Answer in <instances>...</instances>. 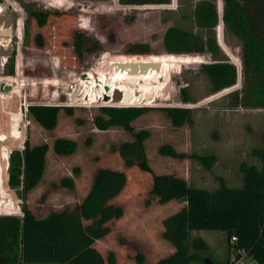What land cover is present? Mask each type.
Here are the masks:
<instances>
[{
	"label": "rangeland",
	"instance_id": "1",
	"mask_svg": "<svg viewBox=\"0 0 264 264\" xmlns=\"http://www.w3.org/2000/svg\"><path fill=\"white\" fill-rule=\"evenodd\" d=\"M75 1H80V5L69 9V4ZM200 1L122 4L118 0H0V12L13 15L10 38H0L2 44L12 48L7 63H13L11 75L17 76L16 80L12 79L10 105L0 112L2 131L10 135L13 116L18 118V124L24 122L20 112L27 103L38 105L35 101L46 98L53 101L40 105L60 106L54 128L45 129L29 118L31 123L25 133L19 127L17 137L10 135L3 143L5 150L24 145L26 141L29 146L44 143L47 150L37 184L21 195L7 186L14 208L0 215L21 216L23 206L36 216L66 210L78 244L95 249L104 264H107L109 251L114 254V264H138L139 253L145 264H156L176 250L183 261L190 237L198 235L199 230H205L204 237L211 245L227 247L224 232L217 228H189L177 232L173 223L165 222L170 215L185 208V202L174 197L163 201L151 192L154 175L171 177L166 179V184L181 179L187 185L213 189L220 179L227 186L240 185L241 162L255 164L257 168L264 165V108L231 106L230 93L241 90L243 83L241 40L223 22V0H205L208 5L200 10V27L194 18V7ZM30 7L50 12L42 27L28 17L26 10ZM80 17L86 32L79 29ZM17 19V33L20 34L22 19L29 34L25 37L23 31L20 41L15 34ZM171 26L187 30L181 36L189 39V43L183 40L175 43L181 37L175 31L164 33ZM38 31L43 35L45 46L35 48L33 36ZM78 32L82 36L81 56L65 42L71 41ZM210 41L216 46L215 52L208 49ZM131 42L148 43L150 52L128 53L125 47ZM167 49L178 54L198 55L202 61L178 62L168 57ZM56 55L63 59V70L60 64L56 68L45 64L50 69L36 68L37 71L30 65L33 58H55ZM149 58L159 63L160 59H169L161 67L157 66L158 71L145 68L132 73L118 70L116 66L129 62L144 66L142 63ZM214 60L229 62L235 68V83L215 92L203 70L205 63ZM86 69L89 76L78 78V73ZM64 70L73 72L66 74ZM3 75L0 70V77ZM48 75L60 79L61 86L37 84ZM158 86L166 90L164 95L158 94ZM124 91L130 95L123 98ZM75 93L81 96L80 100L74 99ZM64 106L71 107L70 114L64 111ZM106 106L148 108L130 121L133 132L145 131L141 143L119 125L100 129L94 124V118L102 114L100 107ZM163 107L186 108L190 119L173 125ZM12 124L17 127L16 121ZM57 137L74 140L75 150L65 155L56 154L52 143ZM124 142L132 143L133 150L129 154L118 148ZM160 148L183 152L185 156L172 157L163 154ZM201 155H214L209 167L197 158ZM126 159L135 163L130 165ZM140 161H145L150 169L140 168L137 165ZM99 168L124 171L127 181L124 189L100 212L101 227L96 230L80 203ZM116 206L121 208L119 218L114 216ZM168 226L173 233L172 241L163 234Z\"/></svg>",
	"mask_w": 264,
	"mask_h": 264
},
{
	"label": "trees",
	"instance_id": "2",
	"mask_svg": "<svg viewBox=\"0 0 264 264\" xmlns=\"http://www.w3.org/2000/svg\"><path fill=\"white\" fill-rule=\"evenodd\" d=\"M118 1L122 4H166L170 0ZM79 2L70 3L69 9L80 5ZM223 2V22L241 40L243 83L241 90L230 93L231 106L264 108V0H223ZM207 5L208 2L202 0L194 7V18L200 27L202 25V20L199 18L200 10L202 7L207 8ZM26 11L28 17L34 19L38 27L46 23L50 13L47 10L40 11L31 7ZM78 20L79 29L86 32L83 19L80 17ZM23 27L24 36L27 37L29 35L27 25ZM172 31L181 36V33L187 30L171 26L164 33L168 34ZM182 37L173 40L175 43L180 42L179 40L189 43V39ZM65 42L71 46L76 55H82V36L79 32L73 35L71 41ZM32 46L35 48L45 46L41 32L34 34ZM208 49L210 52L216 51L213 41L209 42ZM125 50L132 54H148L150 47L145 42H131L126 45ZM167 51L170 53L168 56L170 59H176L184 64L202 61L198 55L178 54L171 49ZM169 58L160 59V63L156 59L149 58L144 61L148 63L144 64L145 68L158 71L157 68ZM63 63L62 58L38 57L33 58L30 65L37 71L36 68L40 69L44 64H49L51 68H56V65L60 64L63 70ZM203 70L210 79L213 92L235 83V68L229 62L214 60L205 63ZM3 72L6 75L13 74V63H7ZM65 72L70 74L73 71L67 73L68 71L64 70ZM60 83V79L57 80L49 75L37 82L41 87L50 84L60 87ZM165 92L166 90L160 87L158 94L164 95ZM74 99L80 100L81 96L75 93ZM59 109L60 106L53 105H29L27 116L41 127L52 129L56 124ZM63 109L68 114L72 111L70 106H64ZM163 109L173 125H180L190 119L189 110L186 108L163 107ZM147 110L148 108L145 107H100L102 114L94 118V124L100 129L119 125L131 132L141 143L145 131L133 132L130 121ZM52 148L58 155L69 154L75 150V141L66 137H57L53 140ZM118 148L125 154L133 150L131 142H124ZM46 150L47 145L44 143L29 146L26 141L21 152L17 149L11 152L7 167V184L19 195L33 188L39 181ZM160 151L172 157L185 156L183 152L173 149ZM197 158L209 167L214 155H201ZM126 162L130 165L135 163L131 159H126ZM137 165L142 169H150L145 161H140ZM239 168L243 177L242 183L237 186H227L222 179L213 189L187 185L181 179L179 182L166 184V179L171 177L154 175L151 192L163 201L174 197L185 202V208L170 215L165 222L169 225L173 223L177 232H185L189 228L220 229L225 234L226 248L235 254V258L239 256L237 251L242 249L246 256L257 264H264V165L257 168L255 164L248 165L246 162H241ZM126 181L124 171L111 168L97 169L91 187L80 203L82 211L92 219L91 224L94 229H100L101 224L98 219L100 212L124 189ZM113 212L116 218L121 216L120 207H114ZM163 234L168 240H173L169 226ZM232 236H235V241H231ZM207 250L208 246L204 239L199 235H193L189 239V249L183 261L179 251L176 250L175 254L159 259L156 264H216L206 256ZM137 258L138 264H145L141 253L137 254ZM232 263L233 261L228 257L222 264ZM0 264H104V262L95 249L78 244L66 210H52L44 216H36L29 208L23 206L21 216L0 215ZM107 264H114V254L111 251L108 252Z\"/></svg>",
	"mask_w": 264,
	"mask_h": 264
},
{
	"label": "water",
	"instance_id": "3",
	"mask_svg": "<svg viewBox=\"0 0 264 264\" xmlns=\"http://www.w3.org/2000/svg\"><path fill=\"white\" fill-rule=\"evenodd\" d=\"M13 32V15L11 13H5L3 11L0 12V37H3L4 39H9L10 35ZM11 55V48L10 47H4V45H0V59L2 57H9ZM143 65L146 63H142ZM118 70H126L127 72H138L145 69L144 66H137V63L135 62H129V63H118ZM48 69L47 66L44 64L40 67V69ZM28 72V71H27ZM87 76L86 71H83L79 74L80 79H85ZM105 89H108V86L105 85ZM11 89V85L9 83L0 82V93H6ZM124 97H128L130 95L129 92L124 91L123 94ZM108 95H104V99L107 100Z\"/></svg>",
	"mask_w": 264,
	"mask_h": 264
},
{
	"label": "built area",
	"instance_id": "4",
	"mask_svg": "<svg viewBox=\"0 0 264 264\" xmlns=\"http://www.w3.org/2000/svg\"><path fill=\"white\" fill-rule=\"evenodd\" d=\"M18 20L19 19H17V21H16V29H15V34H16V37L18 38V41H20V39H21V36H22V33H23V31H24V27H23V21H22V19H20L21 20V25H20V34H18L17 33V28H18V26H17V23H18ZM0 45H4V44H2V43H0ZM4 47H6L5 45H4ZM55 58H59V55H56V56H54ZM8 58L9 57H2L1 59H0V70H1V72L3 73V71H4V66L7 64V61H8ZM49 58H51V56H49ZM85 71H87V69L85 70ZM82 73V72H81ZM79 74L80 73H78V78H79ZM13 78H15V77H12V75H3L2 77H0V79H1V81H3V82H6V83H12V79ZM41 100V99H40ZM35 101V103L36 104H50V102L51 101H53L52 99H44L43 98V100L42 101ZM29 104H32V103H27L26 104V106L24 107V110L23 111H21L20 112V114L23 116L22 117V119H23V123H19V127H22V130L24 131V133H25V130H26V128H27V126L31 123V121H30V119L28 118V116H27V112H28V106H29ZM66 104H69V105H72V103H66ZM117 104H119V103H117ZM119 105H124V104H119ZM19 109H20V107H19ZM21 118V117H20ZM22 130H20V132L22 131ZM22 141H24L23 139H22ZM5 148V147H4ZM23 148H24V145H23V143H21V144H19V145H17V147H15L14 149H7V150H5V153H6V157H7V160L9 159V156H10V154H11V152L13 151V150H15V149H17L18 151H22L23 150ZM7 166H8V164H7ZM19 189H21V186L19 187ZM235 236H232L231 237V241H235ZM238 253H239V256L238 257H236L235 258V254H233V257H232V261H233V263L235 262V263H243V261H244V258L246 257V254H245V251L244 250H242V249H239L238 251H237Z\"/></svg>",
	"mask_w": 264,
	"mask_h": 264
},
{
	"label": "crops",
	"instance_id": "5",
	"mask_svg": "<svg viewBox=\"0 0 264 264\" xmlns=\"http://www.w3.org/2000/svg\"><path fill=\"white\" fill-rule=\"evenodd\" d=\"M18 119L14 118V116L11 119V123L12 121H16L17 122V127H13L10 130L9 134L13 137L16 138L18 133L16 132L19 128V124H18ZM5 152V151H4ZM5 156L6 153H5ZM6 163H7V157H6ZM6 169H7V165H6ZM8 178V173H6V180ZM198 235L201 236L204 241L206 242L207 246H208V250H207V254L206 256L209 257L212 261H215L216 264H222L228 257L231 260L233 257V253L230 252L226 247L224 248H220V246L218 244H210V242L204 237V232L205 230H199L198 231ZM232 264H257L254 260H252L249 257H245L243 263H232Z\"/></svg>",
	"mask_w": 264,
	"mask_h": 264
},
{
	"label": "bare ground",
	"instance_id": "6",
	"mask_svg": "<svg viewBox=\"0 0 264 264\" xmlns=\"http://www.w3.org/2000/svg\"><path fill=\"white\" fill-rule=\"evenodd\" d=\"M143 6H145V5H143ZM1 41H3V40L0 38V43H1ZM16 78H17V76H16ZM16 78H13V80L14 79L16 80ZM14 91L17 92V90H14ZM11 92H13V90ZM12 125L13 124L11 123V127H12ZM9 137H10V135L5 134L3 131H0V142H5L6 139ZM5 165H6L5 153L0 152V193L2 195L1 196L2 198L0 201V212H9L14 208V206L12 204V196L10 195V193L8 191L9 188L7 187L6 182H5L6 181L5 170L7 171V169H5Z\"/></svg>",
	"mask_w": 264,
	"mask_h": 264
},
{
	"label": "flooded vegetation",
	"instance_id": "7",
	"mask_svg": "<svg viewBox=\"0 0 264 264\" xmlns=\"http://www.w3.org/2000/svg\"><path fill=\"white\" fill-rule=\"evenodd\" d=\"M11 50H12V48H11ZM0 82H1V79H0ZM9 84L11 85V89L8 92H6V93H0V112H1V110L3 108H7L10 105V101L11 100H10V95L9 94L12 93L11 91L13 90V88H12L13 87L12 86L13 83H9ZM2 130H3V128H2V121H1V115H0V131H2ZM0 143H1V145H0V152H3V151H5L4 150V147L5 146H2L4 142H0ZM8 160H7V164H8ZM6 185L8 186L7 180H6ZM1 196L2 195L0 193V201H1V198H2Z\"/></svg>",
	"mask_w": 264,
	"mask_h": 264
}]
</instances>
